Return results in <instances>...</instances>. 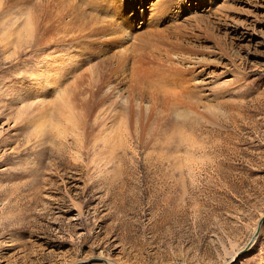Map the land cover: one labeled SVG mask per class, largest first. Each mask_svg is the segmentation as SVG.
Instances as JSON below:
<instances>
[{"label": "rangeland", "instance_id": "1", "mask_svg": "<svg viewBox=\"0 0 264 264\" xmlns=\"http://www.w3.org/2000/svg\"><path fill=\"white\" fill-rule=\"evenodd\" d=\"M263 216L264 0H0V264H264Z\"/></svg>", "mask_w": 264, "mask_h": 264}, {"label": "water", "instance_id": "2", "mask_svg": "<svg viewBox=\"0 0 264 264\" xmlns=\"http://www.w3.org/2000/svg\"><path fill=\"white\" fill-rule=\"evenodd\" d=\"M263 217H264V216H263ZM263 217L260 218V220H259V222H258V226H257V228H256V230H255V232H254V234H253L252 237H251V241L254 240V238H255L256 235L258 234L259 227H260V224H261V222H262Z\"/></svg>", "mask_w": 264, "mask_h": 264}, {"label": "bare ground", "instance_id": "3", "mask_svg": "<svg viewBox=\"0 0 264 264\" xmlns=\"http://www.w3.org/2000/svg\"><path fill=\"white\" fill-rule=\"evenodd\" d=\"M108 264H112L111 262L107 261Z\"/></svg>", "mask_w": 264, "mask_h": 264}, {"label": "snow or ice", "instance_id": "4", "mask_svg": "<svg viewBox=\"0 0 264 264\" xmlns=\"http://www.w3.org/2000/svg\"><path fill=\"white\" fill-rule=\"evenodd\" d=\"M262 222H264V221H262Z\"/></svg>", "mask_w": 264, "mask_h": 264}]
</instances>
